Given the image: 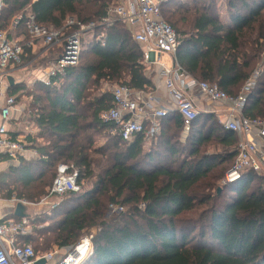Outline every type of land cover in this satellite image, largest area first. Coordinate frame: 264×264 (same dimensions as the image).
I'll use <instances>...</instances> for the list:
<instances>
[{"label": "trees", "instance_id": "obj_1", "mask_svg": "<svg viewBox=\"0 0 264 264\" xmlns=\"http://www.w3.org/2000/svg\"><path fill=\"white\" fill-rule=\"evenodd\" d=\"M118 1L3 0L0 29L26 40L29 14L41 26L61 29L71 17L98 22ZM225 8L229 24L222 22L217 0H171L162 14L176 31L191 32L176 58L198 81L236 97L260 69L243 116L264 120V0H225ZM18 17L20 25L11 31ZM101 31L83 41L79 64L52 85L37 81L32 90H8L7 98L16 104L21 90L33 100L27 118L40 128L42 142L32 147L37 160H22L0 173L4 198L40 200L60 164L78 171L80 187L51 213L31 217L35 234L23 241L37 252L70 251L92 236V252L83 264H264L263 173L249 170L237 182L223 184L238 155V135L206 113L185 134L178 112L161 120V133L151 143L142 136L127 142L110 134L111 126L101 120L113 106L111 91L102 90L106 84L152 92L154 83L143 49L126 27L115 24L105 44L96 41ZM25 53L32 60V48ZM54 53L50 61L61 56ZM99 138L105 139L102 146L96 145ZM5 160L0 155V163ZM111 206L124 210L113 212Z\"/></svg>", "mask_w": 264, "mask_h": 264}, {"label": "built area", "instance_id": "obj_2", "mask_svg": "<svg viewBox=\"0 0 264 264\" xmlns=\"http://www.w3.org/2000/svg\"><path fill=\"white\" fill-rule=\"evenodd\" d=\"M171 0H119L107 9L106 15L98 22L80 23L71 17L61 29L45 27L37 23L29 14L24 21L27 39L10 37L8 31L0 29V79H3L11 66L22 65L26 48L42 43L48 49H60L58 60L50 61L38 79L46 86L65 75L69 67L79 64L83 41L88 34L102 31L96 41L105 44L107 31L120 23L130 32L133 40L143 49V64L148 72L158 69L172 104L163 107L153 92L135 91L127 84L110 88L113 106L102 113L101 120L111 126L110 134L130 142L142 136L146 143L157 139L161 133V120L167 115L178 112L185 120V134L191 123L200 115V105L192 97L196 92L211 103L230 104L231 120L225 124L227 130L241 136L238 143V155L227 172L223 184L235 183L249 170L264 173V149L257 140L264 139V120L248 119L243 116L248 93L254 89L261 71L258 69L245 83L238 96L233 97L217 85L198 81L189 75L178 63L176 54L183 38L163 17L162 8ZM3 0H1L2 6ZM22 18H15L11 31L16 30ZM76 27V29H75ZM169 55L172 64L164 61ZM106 90H104L105 92ZM17 104L14 98H5L0 112V152L10 161L16 162L26 157L27 147L23 140L10 133L9 123ZM78 171L71 165L60 164L52 186L45 196L37 202L26 199H3L1 209L14 210L4 217L0 216V264H37L44 259L46 264H83L92 252V236H86L70 251L58 248L49 252H37L32 244L23 239L32 233L31 217L49 214L55 210L69 193L80 191L77 184ZM22 204L28 214L25 218H15L14 212ZM46 208V209H42ZM33 209H42V213L31 214ZM113 212H122L121 207L111 206Z\"/></svg>", "mask_w": 264, "mask_h": 264}, {"label": "crops", "instance_id": "obj_3", "mask_svg": "<svg viewBox=\"0 0 264 264\" xmlns=\"http://www.w3.org/2000/svg\"><path fill=\"white\" fill-rule=\"evenodd\" d=\"M217 1L219 3V8L221 11L220 17L222 19V22H224L225 24H229L230 20L226 12L225 0H217ZM13 34H10V36L15 37L14 36L15 34L14 35ZM182 34H183L182 38L185 39L189 35H191V32H183ZM15 39L24 40L25 36H20V37L16 36ZM57 50L61 52L60 49H48L44 47L42 43H37L32 47V55H33L32 60L27 61L29 55L25 53V55L23 56L22 65L17 67L11 66L10 68H8L7 75L3 79H0V112H1V105L3 104L4 99L8 96L7 94H9L8 92L9 88L12 86H23L28 89L32 83L37 82L38 79L41 77L42 70H44L48 65V62L52 58H54L53 57L55 55L54 52ZM165 57L166 56H164V58ZM164 61L168 63L169 58L166 57V60ZM168 65L170 64L168 63ZM34 66H39L36 72L38 78L35 81L31 82L29 79L27 80L28 77L25 70H29L30 68L31 69L35 68ZM148 73L151 80L154 83V89L152 92L155 93V95L157 96L163 107L170 106L172 104V100L170 99L165 88L162 85V81L158 76V69L153 68ZM10 82H13V85H11ZM24 91L21 90V92H19V94L16 96V98H18L20 95H22V100L17 101V112L14 113L13 118L9 123V130L13 136L19 137L23 140V142L26 144L28 151L26 157L20 159L19 161L13 162L7 158V160L1 162L0 173L6 171L11 166H18L20 164V161L22 160L30 162L38 159V153L32 147L35 142H40V143L42 142V139L40 137L41 130L36 124L31 123L30 120H28L27 118V113H26L27 96L24 95L25 94ZM191 95L194 98V100H196L200 105L199 108L201 113L213 114L224 127L225 124L231 120L232 107L230 104L211 103L210 101L201 97L196 92H193ZM238 138L240 140L241 136L238 135ZM257 141L260 144V146H262L264 149V139H260ZM0 155H2L1 152Z\"/></svg>", "mask_w": 264, "mask_h": 264}, {"label": "rangeland", "instance_id": "obj_4", "mask_svg": "<svg viewBox=\"0 0 264 264\" xmlns=\"http://www.w3.org/2000/svg\"><path fill=\"white\" fill-rule=\"evenodd\" d=\"M112 5H114V3L113 4H111V6ZM223 7H224V4H223ZM177 32L179 33V35L182 37V31H178L177 30ZM92 35L91 34H88V36L86 37V40L87 41H89V40H91L92 39ZM166 57H168L169 58V64L171 65V61H170V56L169 55H166ZM166 57L164 58V60H166ZM35 68H30L29 70H25L26 71V73H27V80L29 79L31 82H33V81H35L38 77H37V74H36V72H37V69H38V67L39 66H34ZM26 80V81H27ZM117 84H106V86L102 89V90H109L110 91V88H112L113 86H116ZM33 86H34V83H32L31 85H30V87L28 88L29 90H32L33 89ZM103 92V91H102ZM27 109H28V106L30 107V103L33 101L31 98H29V97H27ZM105 143V139L104 138H99V140L97 141V143H96V145L97 146H102L103 144ZM148 149L149 148H146L144 151L147 153L148 152ZM262 175H264V173L262 174ZM92 183V182H91ZM91 183L87 186V187H91ZM50 188V187H49ZM49 188H47V190L46 191H48V189ZM222 189V188H221ZM219 192V191H218ZM221 192V191H220ZM4 193H2L1 191H0V203H1V200H3V199H5L4 198ZM37 201H39V199H37ZM37 201H34V202H37ZM61 204V203H60ZM1 206V205H0ZM43 210L44 209H46V208H42ZM42 209H33V211H31V214H35V213H42ZM13 211L14 210H11V209H1V212H0V216L1 217H4V216H6V215H9L10 213H13ZM40 215H43V214H40ZM35 225H38L37 223H35ZM31 229H32V233L33 234H35L33 231V229H34V225L33 224H31V227H30ZM56 247H52L51 249H48V250H42V249H40V251H38V252H49V251H51V250H54Z\"/></svg>", "mask_w": 264, "mask_h": 264}, {"label": "water", "instance_id": "obj_5", "mask_svg": "<svg viewBox=\"0 0 264 264\" xmlns=\"http://www.w3.org/2000/svg\"><path fill=\"white\" fill-rule=\"evenodd\" d=\"M0 9H1V0H0ZM11 85H13V82H10ZM219 193L221 191V188L218 190ZM26 209L25 207L22 205V204H18L16 209H15V212H14V217L15 218H25L28 216L27 213H25ZM37 264H46L45 260L42 259L40 261L37 262Z\"/></svg>", "mask_w": 264, "mask_h": 264}]
</instances>
